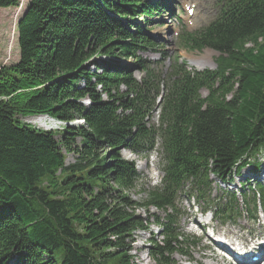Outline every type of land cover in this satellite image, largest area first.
Returning a JSON list of instances; mask_svg holds the SVG:
<instances>
[{
  "label": "trees",
  "instance_id": "16d2710c",
  "mask_svg": "<svg viewBox=\"0 0 264 264\" xmlns=\"http://www.w3.org/2000/svg\"><path fill=\"white\" fill-rule=\"evenodd\" d=\"M170 2L29 0L17 24L19 61L0 67V264H134L135 233L149 228L136 211L151 207L167 214L154 220L162 239L151 237L148 255L178 264L175 255L196 244L177 228L185 187L216 216L239 213L235 192L211 197L212 178L230 185L244 168L261 169L264 0H218L210 25L180 36L187 49L217 51L216 70L188 71L175 56L163 78L138 55L159 44L136 21L150 24ZM19 5L0 0V9ZM130 58L135 68L121 63ZM36 115L84 124L42 130L22 120ZM158 142L162 183L139 203L129 191L142 176L121 151L147 157ZM246 181L253 217L264 185Z\"/></svg>",
  "mask_w": 264,
  "mask_h": 264
},
{
  "label": "rangeland",
  "instance_id": "374dc122",
  "mask_svg": "<svg viewBox=\"0 0 264 264\" xmlns=\"http://www.w3.org/2000/svg\"><path fill=\"white\" fill-rule=\"evenodd\" d=\"M20 5L15 8L0 9V67L3 65H11L19 61L20 53L18 46V30L17 24L18 21L26 9V6L29 0H19ZM196 4V10L194 14L189 16L181 10V5H183L184 0H176L174 3V8L179 17L183 20L185 27L188 30H195L202 25L206 24L213 16L211 11V4L209 0H188ZM212 1V0H211ZM177 3L179 6L177 7ZM186 19L191 20L193 23L191 26L189 23H186ZM153 23L148 27V33L154 37L160 44L161 50L165 52V55H160V50H146L141 51L139 55L146 59L151 66L161 68V65H157L155 61L161 60L164 58L162 64V77L165 78L169 72L171 65V59L175 55L181 57L180 61H184L185 65L189 70H204V69H214L215 58L217 53L211 49H205L203 51H191L185 49L184 47L179 46L176 43L175 35L179 33L180 26L178 22L175 21L173 16L169 13L160 14L153 19ZM139 24L145 26L142 20L138 21ZM136 30V28H132ZM182 30V29H181ZM99 59H104L100 57ZM122 64H130V66H135L134 59H122ZM179 61V62H180ZM92 71H95V68H92ZM100 72V70H98ZM134 76L137 79L144 77V73L141 71H135ZM83 83V82H79ZM161 91L158 95L164 94V88L160 87ZM121 90H126V88L121 87ZM207 92L203 91V95H206ZM161 106V105H159ZM157 106V107H159ZM33 117V116H32ZM32 117L22 118L23 121H31ZM158 117L157 113L154 117H150V123H157ZM36 125V124H35ZM39 126V125H38ZM47 128L52 127V125H47ZM41 128V127H40ZM121 155L130 161H135L137 169L141 174V180L136 184V186L129 191V196L134 201L142 203L148 198V191L159 185L163 177V173L160 170L161 165V152L157 150L148 154L150 157L144 159V157L131 153L129 150H122ZM75 157L73 155H68L67 163H73ZM263 165V164H262ZM252 167H247L242 170V173L248 174V169ZM264 166L258 172V175L263 176ZM250 176H253L251 173ZM249 177V176H248ZM231 185H224L220 183L218 179H215V186L212 193L213 198H217L220 194V187L222 189H230L231 191H237L240 193L242 185L241 182L245 180V177L235 178ZM264 180V178H263ZM250 184V182H249ZM217 185L219 187H217ZM224 187V188H223ZM189 188L185 187L184 192H182L177 198V210L180 211V216L178 218L177 228L183 231L186 235L195 237V245L189 247V255L176 254L175 260L178 264H227V262L222 258V256L212 247V241L210 239L212 228L217 233L229 235L232 233V239L234 240H243L247 237H250L251 231L258 230L261 228L262 220L264 218V211L259 215L258 220L255 222L249 221L246 214L239 215L238 218L228 221H221L219 218H214L211 214L201 215L200 206L199 211L196 210L198 206V201L192 196H188ZM200 205L204 206L205 204L200 201ZM243 206V202L241 203ZM262 207L261 210H263ZM241 209V208H240ZM174 211L169 210L168 213H173ZM136 213L143 218L149 217V226L148 230H139L135 233L133 245V251L131 252L134 255V264H153L151 259L147 257V250L150 247V239L154 237L157 240H161V226L154 222L155 218L158 217L161 220H165L166 212L157 210L151 207L149 210L144 208H138ZM210 228H205L203 225L207 222H210ZM206 229V230H204ZM236 235V236H235ZM252 235H254L252 233ZM252 237V236H251ZM193 240V238H191ZM189 240V241H192ZM210 247V249H209Z\"/></svg>",
  "mask_w": 264,
  "mask_h": 264
},
{
  "label": "bare ground",
  "instance_id": "6f19581e",
  "mask_svg": "<svg viewBox=\"0 0 264 264\" xmlns=\"http://www.w3.org/2000/svg\"><path fill=\"white\" fill-rule=\"evenodd\" d=\"M198 108V107H197ZM32 122H33V124H36L37 125V123H36V121L33 119L32 120ZM42 122V121H41ZM53 122V121H52ZM45 123V122H44ZM40 124V123H39ZM44 125V124H43ZM39 127H41L40 125H39ZM252 253V252H251ZM249 255H247L246 257H248Z\"/></svg>",
  "mask_w": 264,
  "mask_h": 264
}]
</instances>
